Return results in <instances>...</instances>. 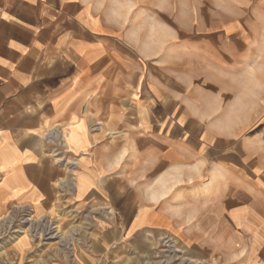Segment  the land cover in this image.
Instances as JSON below:
<instances>
[{"label": "crops", "instance_id": "1", "mask_svg": "<svg viewBox=\"0 0 264 264\" xmlns=\"http://www.w3.org/2000/svg\"><path fill=\"white\" fill-rule=\"evenodd\" d=\"M224 1L241 13L152 52L100 37L87 0H0V212L86 204L98 220L81 264L129 236L200 250L217 230H264V0ZM63 135L65 161L49 147Z\"/></svg>", "mask_w": 264, "mask_h": 264}, {"label": "rangeland", "instance_id": "2", "mask_svg": "<svg viewBox=\"0 0 264 264\" xmlns=\"http://www.w3.org/2000/svg\"><path fill=\"white\" fill-rule=\"evenodd\" d=\"M87 1L89 11L100 16V37L135 43L140 48L147 46L152 52L159 45L192 47L198 41L195 32L200 27L202 30L209 27L211 19L223 22L231 13L234 16L241 13H236L224 0ZM166 56L187 58L191 55L168 53ZM254 89L250 86L245 96L251 97ZM258 132L264 134V118L259 119L252 134ZM57 138L52 144L48 140L50 150L65 161L66 150L60 145L72 141L71 137ZM114 183L104 182L107 197L100 202V222L108 221V209L118 199L114 196ZM83 186L79 183V189ZM84 206L63 197L57 203L56 214L46 217H34L27 209L0 212V264H81L75 259L89 245L86 237L91 232L85 229V224L98 220L96 211ZM217 233L221 245L210 242L211 246L201 245L200 250L187 249L176 239L160 235L129 236L114 243L113 255L108 256L105 264H264L263 229L251 234L237 229L217 230Z\"/></svg>", "mask_w": 264, "mask_h": 264}, {"label": "bare ground", "instance_id": "3", "mask_svg": "<svg viewBox=\"0 0 264 264\" xmlns=\"http://www.w3.org/2000/svg\"><path fill=\"white\" fill-rule=\"evenodd\" d=\"M125 153V152H124ZM121 157V156H120ZM119 157V159L121 160V158ZM119 159L117 161H119ZM162 186H165V182H162Z\"/></svg>", "mask_w": 264, "mask_h": 264}]
</instances>
